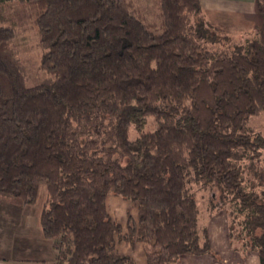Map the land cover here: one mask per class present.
I'll list each match as a JSON object with an SVG mask.
<instances>
[{"label":"trees","instance_id":"obj_1","mask_svg":"<svg viewBox=\"0 0 264 264\" xmlns=\"http://www.w3.org/2000/svg\"><path fill=\"white\" fill-rule=\"evenodd\" d=\"M20 1L45 74L30 82L17 22L0 19V198L33 205L46 189L56 264H137L124 242L146 264L217 257L223 210L233 249L264 264V133L251 123L264 113V0L240 43L201 0H154L153 19L137 0ZM110 195L137 208L125 227Z\"/></svg>","mask_w":264,"mask_h":264},{"label":"rangeland","instance_id":"obj_2","mask_svg":"<svg viewBox=\"0 0 264 264\" xmlns=\"http://www.w3.org/2000/svg\"><path fill=\"white\" fill-rule=\"evenodd\" d=\"M137 2L146 9L148 18L153 19L152 14L156 10L154 0H137ZM6 18L17 22L18 36L13 45L30 82L40 80L45 74L41 68L43 49L38 28L27 11L25 3L13 0L0 6V19ZM253 25L254 23L244 22L240 25L220 28L227 31L233 37L234 42L240 43V41L244 42L253 37L256 28ZM251 123L256 130L264 133V113L254 116ZM208 195L206 191H198L197 197L202 209L206 208L209 202ZM46 200L45 188H42L33 205L16 206L0 198V264H56L57 251L53 247V242L43 237L40 223V214ZM110 204H113L114 209L117 208L118 211L124 208V204L119 202ZM210 233L217 257L202 256L197 261L188 258L183 264H259L256 252L250 251L244 257L230 245L228 218L225 210L215 215L210 221ZM124 244L128 243L124 242ZM136 244L140 245L139 247L143 246L141 243ZM121 246L122 250H126V247Z\"/></svg>","mask_w":264,"mask_h":264},{"label":"crops","instance_id":"obj_3","mask_svg":"<svg viewBox=\"0 0 264 264\" xmlns=\"http://www.w3.org/2000/svg\"><path fill=\"white\" fill-rule=\"evenodd\" d=\"M201 2L205 18L219 27H232L238 24H243L244 22L254 23L253 26L257 27L263 20L258 11L256 0H201ZM109 200L110 203L119 202L124 204V208L122 209L123 212L121 210L118 211L117 208L114 209L113 204L111 205ZM107 204L112 217L119 220L124 227L128 213L132 214L134 218L137 217V208L129 201H124L119 197L110 195L107 198ZM211 236L212 235L210 233V237ZM121 245H123L124 248L126 247V250H122ZM139 246L140 245L138 244L132 246L130 244L122 243L118 245V248L122 253L131 254L136 259L137 264H146L147 261L144 254V248L143 246ZM138 251L139 253L136 254ZM188 258H191L193 261H197L199 257L185 256L183 260Z\"/></svg>","mask_w":264,"mask_h":264}]
</instances>
